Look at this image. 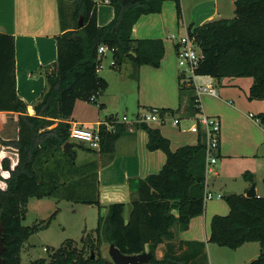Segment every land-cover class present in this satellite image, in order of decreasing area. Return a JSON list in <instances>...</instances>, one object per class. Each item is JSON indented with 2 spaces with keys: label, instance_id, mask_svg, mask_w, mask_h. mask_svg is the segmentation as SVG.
<instances>
[{
  "label": "trees",
  "instance_id": "16d2710c",
  "mask_svg": "<svg viewBox=\"0 0 264 264\" xmlns=\"http://www.w3.org/2000/svg\"><path fill=\"white\" fill-rule=\"evenodd\" d=\"M67 1L74 5L72 13L65 9ZM165 1L109 0L115 16L101 26L96 0H59L63 32L57 36L58 57L39 68L47 84L35 103V114H29L27 103L18 94L15 37L0 32V110L19 113L18 136L5 139L0 134V144L18 155L16 161L5 156L0 166V181L5 183L0 186L5 264H22L24 243L35 229L23 223L31 197L60 196L100 203L98 163L92 160L79 164L75 145L89 151L93 148L72 142L70 119L77 100L95 101L108 87L107 80L99 75L104 57L99 53L100 45L115 48L112 66L117 69L129 60L139 65L161 64L165 54L163 39H135L132 33L143 15L161 12ZM174 1L181 16V0ZM187 32L202 52L194 74L217 79L251 76L254 81L249 98L264 99V0H236L233 17L215 18L198 26L191 24ZM163 110L166 109L161 110L162 114ZM199 110L194 95L187 113L195 115ZM257 119L264 126V111ZM138 126L149 134L148 148L164 150L167 160L159 172L131 179L130 185L138 197L131 203L129 218L124 214V202L111 203L108 213L99 216L97 235L86 233L82 246L69 239L49 258L29 264H115L103 254L104 242L114 243L125 254L150 252L151 260L139 264L209 263L206 241L177 238L178 233L189 228L191 219L206 208L207 155L202 133L197 144L173 150L160 128L148 123ZM120 135V131H109L103 125L99 150L113 152ZM67 142L72 143L70 150L65 149ZM244 176L255 181L251 172ZM226 201L230 211L212 217L209 242L232 249L259 242L260 254L246 264H264V195L231 193ZM163 244L161 256L158 252ZM92 251L96 252L94 257Z\"/></svg>",
  "mask_w": 264,
  "mask_h": 264
},
{
  "label": "crops",
  "instance_id": "0c3cea01",
  "mask_svg": "<svg viewBox=\"0 0 264 264\" xmlns=\"http://www.w3.org/2000/svg\"><path fill=\"white\" fill-rule=\"evenodd\" d=\"M96 2L98 24L106 25L115 16L114 7L109 0ZM235 2L236 0H181L182 14L179 16L177 3L174 0H166L161 12L143 15L134 25L132 35L135 39H163L165 54L158 67L150 64L139 65L129 60L118 70L113 69L111 67L114 53L111 50L105 52L99 75L108 82L107 92L97 95L95 101L87 102H97L96 106H90L96 108L95 110L92 108L91 117L86 115L79 120L71 117L70 121L72 124L90 125L113 118L114 129L121 132L111 153H102L98 149L89 151L84 148L77 151L79 164L92 160L98 163L99 198L106 210L114 202H124L125 208L126 204H131L138 197L137 190L130 185L131 179L144 178L159 172L167 160L164 150L148 148L149 134L146 129L118 118L117 110L123 106L131 108L136 115L148 109L159 108L166 109L163 110L164 117H179L181 121L177 125L172 120L162 124H150L160 128L163 135L171 141L172 149L176 150L186 144H197L200 133L204 140L203 129L194 123V115L187 112L192 97L197 94V86L211 83L217 89V94L202 92L201 109L221 120L219 155L227 158L251 157L260 152L261 146L264 145L262 139L264 126L256 118L255 121L256 123L259 121L260 128L257 133L252 130L250 133L240 121L244 113L243 107L235 105L232 99H227L236 94V89H239L238 91L242 89L249 98L254 78L234 76L217 79L211 75H196L191 69L187 73L179 64L177 54L179 38L184 35L178 34L181 26L184 27L186 34L191 24L198 26L215 18L230 17L235 12ZM0 32L15 37L18 94L27 103L29 114H35V103L47 84L46 76L39 68L55 62L58 57L57 36L63 32L59 0H0ZM107 52L111 53L112 58L105 59ZM259 105L264 109L263 104ZM254 116L253 113L249 116L246 114L250 124L253 123ZM18 120V112L0 110V134L3 138L11 139L18 136ZM240 129L244 130L242 136L241 132L239 134ZM5 156L11 157L14 161L18 157L16 151L0 144V166ZM215 174L219 175V172L215 170ZM3 175L6 176L7 173L4 172ZM252 183L245 178L239 194H246ZM3 184L5 186V183ZM231 193L237 192H228ZM206 202L204 213L193 217L189 228L178 233L177 238L206 241L209 255L213 243L209 242L212 217L216 214H227L230 207L225 200ZM252 243L254 242H247L233 249L234 261L231 264H246L257 258L261 249H252L253 246H249ZM161 246L159 254L162 256L164 250Z\"/></svg>",
  "mask_w": 264,
  "mask_h": 264
},
{
  "label": "rangeland",
  "instance_id": "374dc122",
  "mask_svg": "<svg viewBox=\"0 0 264 264\" xmlns=\"http://www.w3.org/2000/svg\"><path fill=\"white\" fill-rule=\"evenodd\" d=\"M65 9L69 13H72L74 9L72 2L67 1L65 3ZM234 15L235 12L230 17H233ZM184 32L185 29L181 26V30L178 34L185 35ZM181 37L182 36H180V38ZM109 58H112V56L110 52H107L105 59ZM111 68L116 69L114 67ZM183 68L187 70V73L190 72L188 67L182 66V69ZM107 90L108 88H106L104 92L106 93ZM238 90L236 89V94L234 96H230L227 99H232L235 105H239L241 108L243 107L242 109L244 113L240 119L242 126L246 127L250 133V130L257 133L258 128L260 127L258 126L259 121L256 123L255 120L257 115L264 111L263 108L259 107V104L264 105V101L251 100L242 89H240V91ZM87 102L90 101L84 99H79L77 101L72 115L74 119L79 120L86 115L87 117L92 116V108L94 110L96 108L90 106H96L97 102ZM117 111L116 115L119 119H122L124 115H127L130 119L136 117L134 111L131 108H126L125 106L121 107V109ZM250 113L255 115L252 118V124H250V121L246 119V114L249 116ZM159 124L162 123L159 122ZM88 126L95 128L96 122H93ZM240 132L241 136L244 135L243 129L239 130V134ZM262 139H264V137ZM71 140L74 141L73 139ZM75 149L78 151L81 147L75 145ZM259 151L260 152L257 155L251 157L227 158L226 156L219 155L218 153V162L214 166V169L219 172V175H216L215 172L212 171L207 173L208 190L214 192V198L213 200L210 199L211 201L209 200V202H217L218 200L226 201V196L230 191L241 193L238 191H240L241 186L245 182L244 175L247 171H250L255 178L258 194L264 195V145L261 146ZM91 181H93L92 178ZM0 185L4 186L2 182H0ZM219 194H221L222 197H218ZM131 208L132 205L130 203L126 204L124 214L127 219L130 216ZM107 213L108 210H106L102 203L88 204L60 196L31 197L25 206V217L23 219V223L24 225L34 227L35 229L24 243L21 252L22 264H29L33 260H37L39 258H49L58 247L69 239L76 241L80 246H82L83 237L86 233L91 232L93 235H97L96 229L98 226L99 216L106 215ZM109 245V243L104 242L101 248L106 257H110ZM164 246L165 245H162L161 249L164 250ZM249 246H253L251 247L252 249H261L259 242H254ZM234 252L235 251L232 248L212 243L211 251H209V263L207 264H231L234 261Z\"/></svg>",
  "mask_w": 264,
  "mask_h": 264
},
{
  "label": "built area",
  "instance_id": "2783aa9c",
  "mask_svg": "<svg viewBox=\"0 0 264 264\" xmlns=\"http://www.w3.org/2000/svg\"><path fill=\"white\" fill-rule=\"evenodd\" d=\"M107 50L115 52V48H110L105 44L100 45L99 53L105 54ZM178 59L181 66H186L193 70L198 65L202 58V52L198 44L188 35V32L179 38L178 41ZM115 64V58L112 61V65ZM113 67V66H112ZM194 73V72H193ZM209 92L217 94V89L211 84H200L197 86V94L195 95V101L200 110L193 116L194 123L203 129L204 140L206 143V179L207 173L210 171L215 172V165L218 162V152L221 144V131L222 123L219 117L207 114L201 109V93ZM123 122L130 124H142V123H164L165 121L172 120L174 124L180 123L179 117L167 118L164 117L159 108L148 109L142 113L136 115V117L130 119L127 115H124L121 119ZM115 120H106L96 123L95 128H91L88 125H82L79 123H73L70 129V138L80 143H85L87 146L93 149L101 148V128L104 125L107 130L115 131ZM218 197H222L221 194ZM214 198V192L210 190L205 191V200L208 201ZM47 249V248H46Z\"/></svg>",
  "mask_w": 264,
  "mask_h": 264
},
{
  "label": "water",
  "instance_id": "95a60500",
  "mask_svg": "<svg viewBox=\"0 0 264 264\" xmlns=\"http://www.w3.org/2000/svg\"><path fill=\"white\" fill-rule=\"evenodd\" d=\"M82 25H83V17L80 18V26ZM71 144H72L71 142H67L65 144V149L70 150ZM246 195L248 197L258 196L256 182H253L251 184V186L247 190ZM4 249H5V244L2 236V227L0 226V264H5V258L3 256ZM94 256L95 253L94 251H92V257ZM109 256L115 264H139V263L148 262L152 258L151 253L147 251L140 254H125L114 243H111L109 245Z\"/></svg>",
  "mask_w": 264,
  "mask_h": 264
}]
</instances>
